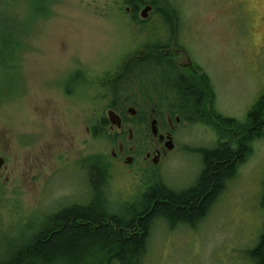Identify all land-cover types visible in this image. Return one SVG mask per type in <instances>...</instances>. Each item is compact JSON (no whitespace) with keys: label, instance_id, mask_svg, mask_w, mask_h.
I'll return each mask as SVG.
<instances>
[{"label":"rangeland","instance_id":"374dc122","mask_svg":"<svg viewBox=\"0 0 264 264\" xmlns=\"http://www.w3.org/2000/svg\"><path fill=\"white\" fill-rule=\"evenodd\" d=\"M152 1L170 8L174 34L161 11L143 22L142 9L127 11L124 0H42L41 11L35 0H0V255L33 237L50 215L95 199L90 157L108 161L101 192L108 212L124 219L158 181L178 191L195 182L200 151L218 143L208 124L179 125L175 149L156 166L119 161L113 149L121 132L100 127L115 100L139 110L157 104L166 126L175 96L162 86L152 92L148 79L125 77L118 99L105 78L145 45L174 36L175 45L186 47L198 73L210 77L213 94L203 114L212 102L245 121L264 95V0ZM135 132L147 135L140 123ZM262 199L264 135L196 225L155 218L132 264H255L249 251L263 232ZM115 254L104 252L106 263L124 264Z\"/></svg>","mask_w":264,"mask_h":264},{"label":"trees","instance_id":"16d2710c","mask_svg":"<svg viewBox=\"0 0 264 264\" xmlns=\"http://www.w3.org/2000/svg\"><path fill=\"white\" fill-rule=\"evenodd\" d=\"M144 1L153 3L164 16L174 20L168 6L167 8L163 4L164 7L159 8L158 3L152 0H133L130 3L135 5L132 10L138 12ZM41 3L42 0H35L34 8L41 11L44 7ZM172 25L170 32L175 30L174 24ZM177 31L178 29L175 34ZM169 43L170 41H166L155 45ZM131 64L128 59L123 80L129 79ZM180 73L182 71H177V74ZM178 81L179 100H186L187 82L184 79ZM203 81L209 83L210 92L213 94L211 83L205 74ZM119 83L120 79L112 82L113 94L118 99L120 97L116 95V91ZM117 103L115 100L112 107L119 110ZM169 112L172 116L174 113L186 116L181 110ZM194 120L208 124L216 133L219 143L213 148L200 151L203 158L202 170L190 187L178 191L163 182L155 183L143 194L139 209L131 210L130 217L124 219L119 214L108 212L106 199L101 192L102 184L110 171L108 161L101 155L90 157V164L86 165L89 168L95 199L90 203L64 207L50 215L46 224L33 237L1 254L0 264H86L88 260L96 257L100 260L96 259L92 264H107L108 259L104 255L106 251L115 252L114 259L124 264H132L133 260L144 253L148 231L155 218L165 219L168 225L173 226L196 225L208 212L217 192L223 190L239 165L250 155L252 142L264 135V95L252 106L246 121L222 114L214 103L206 113H196ZM108 123L107 117H103L100 127L107 129ZM119 138L124 141L125 134H120ZM262 204L264 207V199ZM249 252L255 264H264V227L259 244Z\"/></svg>","mask_w":264,"mask_h":264},{"label":"flooded vegetation","instance_id":"af4514ba","mask_svg":"<svg viewBox=\"0 0 264 264\" xmlns=\"http://www.w3.org/2000/svg\"><path fill=\"white\" fill-rule=\"evenodd\" d=\"M124 1L127 11H132L135 5H131L130 3H132L133 0ZM141 5V9L146 6H152V9L145 17H142V10H140L139 15L143 22L147 21L155 12L158 14L156 5L153 3H146V1H144ZM164 17L166 16L161 15L159 18ZM136 19H138V16ZM171 20L172 19H170V23H172ZM172 26L173 25L171 24L170 28ZM170 33H173V30ZM175 42L176 38L173 36V40L170 41L169 45H145L138 51V54H133L128 57L132 63L131 69L128 72V78H133L138 81L148 79L150 84L154 83L151 84L153 87H150L152 92L157 91L156 87L162 86L167 93H171V96H175V103L166 107H169L173 110V112L181 110L186 113V116L182 118V116L178 113L177 115L172 116L170 112L167 111L168 116L166 126H164L158 115L159 107L155 103L151 104V102L148 101L144 109L140 110L135 106L128 105V102L117 103L116 107L119 110L112 107V104L108 111L114 110L120 115L122 119V126L117 128L110 122V120H108L109 129L111 131L118 129L121 132L120 134H127L124 141H120L118 152L113 149L114 157L121 162L124 161L126 164H132L135 160L139 159L142 165H158L167 157L168 153L175 149V136L179 125L183 123L188 126L190 124H195V114L202 113L203 110L206 109L205 98L207 94H211L209 83H205L203 81V74L198 73L200 66L195 64L190 58L186 47H183L182 45H175ZM184 58H186L187 61H184ZM127 65L125 66V63L123 62L122 67L118 71L107 74L105 77L107 82H110L111 85L113 81L119 79L121 81ZM146 67L147 69H145ZM177 71H182V73L177 74ZM152 77H155V79ZM182 79L187 82L188 87V97H185L186 100L184 98L179 100V87L177 85L179 82L178 80ZM160 83L163 84L161 85ZM144 91L145 90H143V93ZM209 98L210 100L212 99L211 97ZM208 105H212V102H209ZM131 108L133 110H131ZM155 119L157 120L158 126L157 134H154L152 131V122ZM139 123L145 126V129L147 130V135L144 138L138 137L135 132ZM89 129L91 128H88V130ZM167 144L172 145V148L169 149ZM137 154H139V156H136ZM128 161H131V163H128ZM158 183L161 184V180L158 181ZM220 192L221 190L217 192L212 204L217 199Z\"/></svg>","mask_w":264,"mask_h":264},{"label":"water","instance_id":"95a60500","mask_svg":"<svg viewBox=\"0 0 264 264\" xmlns=\"http://www.w3.org/2000/svg\"><path fill=\"white\" fill-rule=\"evenodd\" d=\"M151 9H152V6H146L142 10V16L143 17L147 16L146 14H148V12ZM131 110H133V109L131 108ZM108 118L113 125H116L117 127L122 126V119H121L120 115L117 114L114 110L108 111ZM152 131L154 134H157V132H158V126H157V120L156 119L152 122ZM170 142H172V141H170ZM167 147L170 149V148H172V145L167 144ZM128 163H131V161H128ZM3 164H4V158L0 156V169L3 166Z\"/></svg>","mask_w":264,"mask_h":264}]
</instances>
